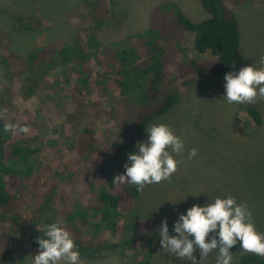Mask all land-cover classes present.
Returning <instances> with one entry per match:
<instances>
[{
	"label": "trees",
	"instance_id": "trees-1",
	"mask_svg": "<svg viewBox=\"0 0 264 264\" xmlns=\"http://www.w3.org/2000/svg\"><path fill=\"white\" fill-rule=\"evenodd\" d=\"M246 2L199 0L207 18L196 22L177 3L163 1L151 10L148 27L128 35L124 47L102 49L95 32L84 24L100 28L111 8L106 0H84L88 9L81 14V26H72L70 40L50 41L25 55L0 44L4 78L9 83L22 80L18 92L6 83L0 86V227L1 236L13 243L0 264H21L27 255L38 254V238H46L52 223L70 232L81 259L111 253L123 257L131 250L133 255L123 264L151 263L158 223H122L141 191L113 184L125 171L121 156L179 102L183 78L219 77L231 71L241 47L235 8ZM16 25L36 31L43 22L36 16H18ZM187 34H192L191 42ZM189 47L215 60L192 58ZM65 84L69 87L61 89ZM246 112L249 123L233 118L238 136L263 125L257 108ZM106 115L114 128L109 129L110 122L97 128ZM53 116L61 121L50 126ZM6 124L29 131L6 132ZM48 150L55 153V162L42 166L36 156ZM238 264H264V257L247 254Z\"/></svg>",
	"mask_w": 264,
	"mask_h": 264
},
{
	"label": "rangeland",
	"instance_id": "rangeland-1",
	"mask_svg": "<svg viewBox=\"0 0 264 264\" xmlns=\"http://www.w3.org/2000/svg\"><path fill=\"white\" fill-rule=\"evenodd\" d=\"M163 1L168 0H106L105 5L111 10L102 26L98 28L91 23L84 25L95 32L102 49L113 46L121 48L125 46L124 39L128 35L139 33L148 27L151 10ZM169 1L177 3L193 21L207 18L199 0ZM87 9L84 0H0V44L25 55L34 47L45 46L50 41L70 40L74 34L72 26H81V14ZM235 11L239 20L241 47L230 72L238 73L245 66H264L260 63L264 56V0H247L246 4L235 8ZM18 16H36L42 20L43 25L36 31H22L16 25ZM192 37V34H187L186 40L191 42ZM188 53L195 59L215 60L210 53L197 55L192 47H189ZM60 71L59 69L57 72ZM224 77L225 75H189L183 78L185 83L178 87L181 94L179 102L151 123L168 125L183 140L185 151L180 155L173 153L174 158L183 160V163L171 179L145 186L134 201L133 212L124 213L122 218L123 224L143 220L158 223L150 264H191V261L163 252L159 236L161 222L166 218L169 234L176 235L173 226L180 214H186L193 205L203 206L217 197L232 195L238 203H246L257 231L264 233V99L257 98L254 103H228L224 98ZM5 83L18 92L22 80L9 83L4 78L0 64V86ZM67 87L69 85H62L61 89ZM248 107H255L261 112L263 125L256 131L248 128L245 136H238L232 129L233 118L238 116L249 123L250 117L246 112ZM38 116L43 119L41 111H38ZM107 117L106 115L97 122V128L109 122V129L114 128L113 122ZM55 121L60 122L61 117L53 116L50 126ZM104 132L105 130L100 133L102 139L107 135ZM49 135L47 139L56 137ZM147 139L148 134L144 131L137 143L124 151L121 162L129 163L128 154L138 151L137 144ZM192 148L198 149V154L189 160L188 152ZM36 158L42 166H49L55 162V153L48 150L38 154ZM2 231L3 228L0 227V260L5 258L7 250L13 246L9 238L6 240L1 236ZM147 240L149 238L143 239L145 243ZM230 251L233 253L232 264H238L242 256L250 254L243 252L238 245L233 246ZM34 255H27L21 264H33ZM132 255L133 252L129 250L123 257L111 253L101 259L81 261L82 264H123ZM194 255L200 259L199 249ZM217 256L218 251L214 250L205 264H216Z\"/></svg>",
	"mask_w": 264,
	"mask_h": 264
},
{
	"label": "clouds",
	"instance_id": "clouds-1",
	"mask_svg": "<svg viewBox=\"0 0 264 264\" xmlns=\"http://www.w3.org/2000/svg\"><path fill=\"white\" fill-rule=\"evenodd\" d=\"M260 63L264 65V56ZM224 79V98L228 103H254L257 98L264 99V66H245L238 73H226ZM5 131L27 133L29 128L6 124ZM146 132L147 141L138 143V151L128 154L129 163H125L122 174L114 177V185H134L137 191H142L147 185L170 180L183 163L173 153L182 154L185 144L168 125L151 124ZM197 154L198 149L192 148L188 159ZM173 230L176 235L169 234L167 219L162 220L159 236L163 252L191 264H205L214 250L218 251L216 264H232L230 249L238 242L243 252L264 257V233L257 231L247 204L238 203L232 195L217 197L203 206L193 205L186 214H180ZM45 236L38 238L39 252L34 255L33 264H82L69 231L52 223L47 226ZM197 249L199 260L194 255Z\"/></svg>",
	"mask_w": 264,
	"mask_h": 264
}]
</instances>
